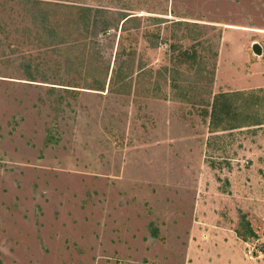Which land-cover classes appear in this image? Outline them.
<instances>
[{
	"label": "rangeland",
	"instance_id": "rangeland-1",
	"mask_svg": "<svg viewBox=\"0 0 264 264\" xmlns=\"http://www.w3.org/2000/svg\"><path fill=\"white\" fill-rule=\"evenodd\" d=\"M0 264H264V0H0Z\"/></svg>",
	"mask_w": 264,
	"mask_h": 264
},
{
	"label": "trees",
	"instance_id": "trees-1",
	"mask_svg": "<svg viewBox=\"0 0 264 264\" xmlns=\"http://www.w3.org/2000/svg\"><path fill=\"white\" fill-rule=\"evenodd\" d=\"M77 9H78V15H79L78 18H79V20H81L84 23H87L89 21V17H90L91 14L94 15L95 13H99L100 12V10L93 9L92 7H88V6H78ZM92 11H93V13H92ZM126 16H127L126 14H123L122 18H125ZM128 18H125L124 21H126ZM104 23H106V21H104ZM107 28L108 27H105L104 30H107ZM193 52L189 51L188 48L182 49L179 52L178 57H181L183 59L190 58V57H195V56H193ZM99 86L102 87V85H99ZM228 95L229 94H227V93H224V94L222 93V94L217 95L216 97H214V99H213V101L211 103V109H210V112H211L212 115H214L216 113L221 99H223L225 96H228ZM240 219H241V223L240 224L244 228V231H240L238 229V230H236V234L240 238H242L243 240H246V238H248V237L254 236V231L252 230V228L250 226V223L245 219V216L242 215L240 217Z\"/></svg>",
	"mask_w": 264,
	"mask_h": 264
},
{
	"label": "water",
	"instance_id": "water-1",
	"mask_svg": "<svg viewBox=\"0 0 264 264\" xmlns=\"http://www.w3.org/2000/svg\"><path fill=\"white\" fill-rule=\"evenodd\" d=\"M251 50L253 54L256 56L262 55V52H263L261 44L257 41H254L251 43Z\"/></svg>",
	"mask_w": 264,
	"mask_h": 264
}]
</instances>
